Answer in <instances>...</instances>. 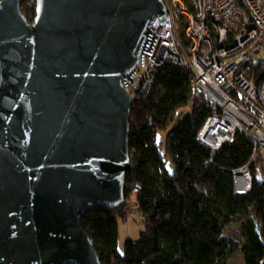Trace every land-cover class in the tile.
Here are the masks:
<instances>
[{
	"label": "water",
	"instance_id": "1",
	"mask_svg": "<svg viewBox=\"0 0 264 264\" xmlns=\"http://www.w3.org/2000/svg\"><path fill=\"white\" fill-rule=\"evenodd\" d=\"M0 0V264H100L81 215L122 204L130 94L161 0Z\"/></svg>",
	"mask_w": 264,
	"mask_h": 264
},
{
	"label": "trees",
	"instance_id": "2",
	"mask_svg": "<svg viewBox=\"0 0 264 264\" xmlns=\"http://www.w3.org/2000/svg\"><path fill=\"white\" fill-rule=\"evenodd\" d=\"M37 3L20 0L30 24ZM183 29L180 23L182 40ZM155 80L151 93L129 112L130 167L122 179V204H96L81 215L80 227L100 264H228L237 252L243 264H264V153L249 165L250 193L236 195L231 171L246 165L252 143L237 134L212 157L197 140L211 111L187 72L167 65ZM183 109L190 114L171 128ZM133 212L141 214L144 230L137 241L127 238L120 251L118 223Z\"/></svg>",
	"mask_w": 264,
	"mask_h": 264
},
{
	"label": "built area",
	"instance_id": "3",
	"mask_svg": "<svg viewBox=\"0 0 264 264\" xmlns=\"http://www.w3.org/2000/svg\"><path fill=\"white\" fill-rule=\"evenodd\" d=\"M161 1L164 15L149 24L137 64L121 85L134 104L151 93L161 68L185 70L211 111L197 131L198 142L212 157L237 134L253 145L246 165L231 171L234 193L247 195L249 165L264 153V61L255 60L264 54V0Z\"/></svg>",
	"mask_w": 264,
	"mask_h": 264
},
{
	"label": "rangeland",
	"instance_id": "4",
	"mask_svg": "<svg viewBox=\"0 0 264 264\" xmlns=\"http://www.w3.org/2000/svg\"><path fill=\"white\" fill-rule=\"evenodd\" d=\"M255 60L264 61V54L259 55ZM188 114H190L189 109L180 110L171 128L177 127L180 121ZM165 167L171 173L173 168L168 158L165 159ZM131 201H133V197L131 198ZM118 225V248L120 251H123V244L127 238H131L134 241H137L140 238V234L144 230V224H142L141 214L133 212L126 222H119ZM228 264H243V256L241 253H235Z\"/></svg>",
	"mask_w": 264,
	"mask_h": 264
}]
</instances>
